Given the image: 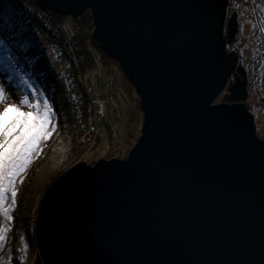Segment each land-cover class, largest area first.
Instances as JSON below:
<instances>
[{"label": "water", "instance_id": "obj_1", "mask_svg": "<svg viewBox=\"0 0 264 264\" xmlns=\"http://www.w3.org/2000/svg\"><path fill=\"white\" fill-rule=\"evenodd\" d=\"M32 1L90 12L144 114L126 160L76 163L43 188L33 264H264V140L241 58L226 54L229 3Z\"/></svg>", "mask_w": 264, "mask_h": 264}, {"label": "rangeland", "instance_id": "obj_2", "mask_svg": "<svg viewBox=\"0 0 264 264\" xmlns=\"http://www.w3.org/2000/svg\"><path fill=\"white\" fill-rule=\"evenodd\" d=\"M226 1L225 37L234 29V49L228 41L226 51H234L247 72L246 105L258 139L264 140V0ZM93 28L90 12L63 17L42 11L32 0H0V86L16 94L0 102V111L22 95L34 102L23 77L45 93L55 112L46 126L48 138L40 140L15 180V205L10 193L0 205V264H33L38 253L33 229L37 201L60 170L76 163L126 160L141 136V99L119 63L92 37Z\"/></svg>", "mask_w": 264, "mask_h": 264}, {"label": "snow or ice", "instance_id": "obj_3", "mask_svg": "<svg viewBox=\"0 0 264 264\" xmlns=\"http://www.w3.org/2000/svg\"><path fill=\"white\" fill-rule=\"evenodd\" d=\"M20 79L23 85L28 86L31 101L34 102H30L28 95H22L17 97V103L7 105L0 111V205L8 193L11 194L12 205H15V180L31 162V156L40 147V140L48 138L46 126L55 115L52 104L45 98V93L33 87L29 80L23 77ZM15 95L10 88L0 86V102H7ZM24 107L30 110L22 111ZM9 113H12L10 117ZM3 215L9 221L12 219L7 210ZM3 239L4 236L0 234V241Z\"/></svg>", "mask_w": 264, "mask_h": 264}, {"label": "flooded vegetation", "instance_id": "obj_4", "mask_svg": "<svg viewBox=\"0 0 264 264\" xmlns=\"http://www.w3.org/2000/svg\"><path fill=\"white\" fill-rule=\"evenodd\" d=\"M233 15V14H232ZM232 17H234V16H232ZM228 34H229V40H228V38H226V41L228 42V41H231L232 43H231V45H232V48L234 49V29L233 28H230L229 29V31L227 32ZM227 42H226V44H227ZM229 43V42H228ZM228 52L226 51V54H227ZM232 53H234V51L232 52ZM229 54V53H228ZM224 95H226V93H224Z\"/></svg>", "mask_w": 264, "mask_h": 264}, {"label": "trees", "instance_id": "obj_5", "mask_svg": "<svg viewBox=\"0 0 264 264\" xmlns=\"http://www.w3.org/2000/svg\"><path fill=\"white\" fill-rule=\"evenodd\" d=\"M259 1H263V0H259ZM3 4H5V3H3ZM16 41L21 42V41H19L18 39H16ZM21 43H22V42H21ZM23 44H24V43H23ZM12 46H13V44H12ZM13 47H14V49L16 50V52H17L19 55H21V56L23 55L22 52H21V50H20V47H17V45H16V46L14 45ZM64 52H65V51H64ZM89 126H91V125H89ZM21 240H22V238H21ZM17 251H18V250H15V254H16V255H19V251H18V253H17ZM18 258H19V257L17 256L16 259H18ZM17 263H18V262H17Z\"/></svg>", "mask_w": 264, "mask_h": 264}]
</instances>
